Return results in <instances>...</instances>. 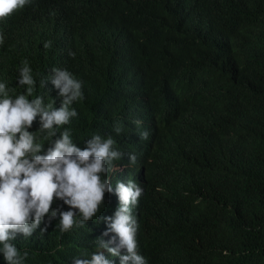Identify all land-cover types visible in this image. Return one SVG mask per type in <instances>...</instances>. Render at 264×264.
Listing matches in <instances>:
<instances>
[{
  "label": "trees",
  "instance_id": "trees-1",
  "mask_svg": "<svg viewBox=\"0 0 264 264\" xmlns=\"http://www.w3.org/2000/svg\"><path fill=\"white\" fill-rule=\"evenodd\" d=\"M25 59L38 75L73 69L85 97L76 135L122 140L142 122L146 264H264V0H33L0 20V67L14 91L27 89ZM90 234L95 248L102 238ZM51 238L41 250L56 247ZM63 245L25 264L85 251L77 236Z\"/></svg>",
  "mask_w": 264,
  "mask_h": 264
},
{
  "label": "clouds",
  "instance_id": "clouds-1",
  "mask_svg": "<svg viewBox=\"0 0 264 264\" xmlns=\"http://www.w3.org/2000/svg\"><path fill=\"white\" fill-rule=\"evenodd\" d=\"M32 1L0 0V20ZM18 70L27 89L14 91L0 67V264L53 256L64 250L65 236L84 241L85 251L58 264H146L143 187L135 176L148 135L142 122L127 124L122 140L100 131L76 135L85 97L73 69L54 65L38 75L25 59ZM130 93L123 105L127 121ZM120 130L114 128L117 135ZM91 230L102 238L95 248ZM52 236L56 247L41 250Z\"/></svg>",
  "mask_w": 264,
  "mask_h": 264
}]
</instances>
